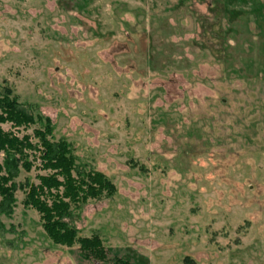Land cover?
<instances>
[{
    "label": "rangeland",
    "instance_id": "1",
    "mask_svg": "<svg viewBox=\"0 0 264 264\" xmlns=\"http://www.w3.org/2000/svg\"><path fill=\"white\" fill-rule=\"evenodd\" d=\"M3 87L114 190L69 245L17 188L0 264H264V0H0Z\"/></svg>",
    "mask_w": 264,
    "mask_h": 264
},
{
    "label": "trees",
    "instance_id": "2",
    "mask_svg": "<svg viewBox=\"0 0 264 264\" xmlns=\"http://www.w3.org/2000/svg\"><path fill=\"white\" fill-rule=\"evenodd\" d=\"M36 121H40V126L33 130L36 142H31L27 135L18 137L1 127L6 122L15 128L26 127ZM30 156L39 160L38 168L45 173L38 175L37 184H17L14 180L20 170L30 171L32 167ZM0 157L1 211L8 210L14 202L16 189L25 186L23 203L39 212L48 237L69 245L76 239L83 245L85 241L77 238V229L67 221L69 203H85L103 189L112 192L114 188L102 172L79 170L69 142L64 138L53 139L50 119L28 111L9 87H3L0 92ZM100 247L98 237L90 238L91 250L99 251Z\"/></svg>",
    "mask_w": 264,
    "mask_h": 264
}]
</instances>
